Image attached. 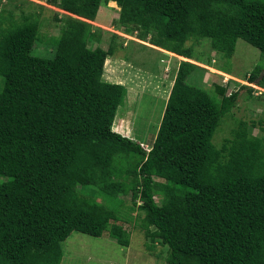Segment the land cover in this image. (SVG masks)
<instances>
[{"label":"trees","instance_id":"obj_1","mask_svg":"<svg viewBox=\"0 0 264 264\" xmlns=\"http://www.w3.org/2000/svg\"><path fill=\"white\" fill-rule=\"evenodd\" d=\"M107 2L118 8L123 34L185 59L147 151L119 135L124 122L118 134L111 130L126 94L101 80L112 46L87 48L90 23ZM51 3L66 14L51 54L34 51L36 22L22 18L0 31V264H60L73 233H106L128 246L112 213L126 195L128 210L142 213L144 237L166 248L165 264H264V137L240 121L230 139L213 145L236 93L216 87L217 102L188 84L197 67L184 46L205 39L228 60L242 40L264 58V0ZM247 80L264 89V66ZM89 188L110 208L94 214L79 207L76 199L94 204Z\"/></svg>","mask_w":264,"mask_h":264},{"label":"rangeland","instance_id":"obj_2","mask_svg":"<svg viewBox=\"0 0 264 264\" xmlns=\"http://www.w3.org/2000/svg\"><path fill=\"white\" fill-rule=\"evenodd\" d=\"M52 1L58 3L59 0H0V31L10 24H21L22 18L36 22L38 42H35L34 51L37 54H51V41L59 34L66 16ZM117 17L115 3L107 2L98 7L90 23L94 33L87 48L105 51L109 45L112 46L113 53L104 58L101 80L122 85L126 94L116 110L111 130L117 133L118 127L124 122L127 132L119 135L136 142L147 151L161 118L177 65L185 59L151 46L147 39L139 41L134 34H123L117 26ZM184 46L190 51L191 59L188 62L197 67L188 77V84L205 90L217 102L220 97L216 87L223 88L225 96L236 93L233 107L221 119L212 137L213 145L217 148L222 140L230 139L231 132L240 121L245 123L251 134L264 137V89L247 80L255 66H264V58L260 57L259 52L242 40L236 41L228 60L211 52L205 39L189 38ZM219 68L226 73L217 70ZM131 180L136 186L141 185V177ZM155 181L161 182L159 179ZM94 192V189L89 188L88 197L94 204L82 205L78 198V206L94 214L110 208ZM119 198L121 206L114 208L112 213L116 218L115 223L126 231L128 246L117 245L106 233L96 239L73 233L62 244L60 264H165L166 248L157 239L150 241L145 238L140 229L142 213L137 212L135 207L133 211L128 210L132 207L129 195ZM154 200L158 202V196Z\"/></svg>","mask_w":264,"mask_h":264}]
</instances>
